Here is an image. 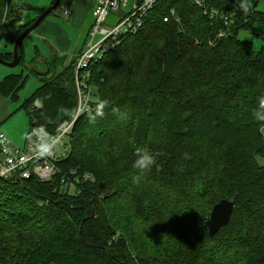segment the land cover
Returning <instances> with one entry per match:
<instances>
[{"label":"trees","instance_id":"1","mask_svg":"<svg viewBox=\"0 0 264 264\" xmlns=\"http://www.w3.org/2000/svg\"><path fill=\"white\" fill-rule=\"evenodd\" d=\"M196 2L158 0L138 32L105 43L79 74L81 56L61 71L58 58L48 61L43 85L21 105L27 144L36 131L75 122L51 181L0 178V264H264V120L254 115L264 45L256 51L240 37L264 30V12ZM24 9L32 7L0 0V40L15 27L11 46L35 21L23 23ZM20 54L24 65L23 45ZM26 80L6 77L0 93L18 101ZM78 86L92 98L77 116ZM137 148L155 154L158 169L140 175ZM222 200L234 211L212 237L206 222ZM164 206L180 218L168 240L151 222Z\"/></svg>","mask_w":264,"mask_h":264},{"label":"rangeland","instance_id":"2","mask_svg":"<svg viewBox=\"0 0 264 264\" xmlns=\"http://www.w3.org/2000/svg\"><path fill=\"white\" fill-rule=\"evenodd\" d=\"M55 0H11L12 4L17 6H31L32 9L20 10V14L23 18V23H28L32 19H37L44 11L52 6ZM128 4L126 7H122L117 11L111 12V15L106 20L104 27L108 30L113 29L119 24L124 15L129 14L136 4L137 0H127ZM239 4L245 5L248 4L251 8L255 9L257 12H264V0H237ZM67 8H63L62 4L55 11V15H50L48 18L51 21L56 22L60 27H66L68 30L69 36L75 40L73 43L74 49L76 47L83 48V45L87 42L88 45L85 48V51L88 49L90 42L96 43L101 38H104L103 35H97L95 38H92L91 31L95 22L93 14L87 15L86 19H83L84 22L82 25L74 27L66 24V17H64L63 12ZM54 12V13H55ZM91 26V27H90ZM15 27L9 25L4 35L0 40V53H11L13 52V46H11V35L15 34ZM36 32V33H35ZM257 32V33H256ZM256 33V34H255ZM264 30L261 27H256L254 33L241 32L240 37L243 40H248L253 42L254 49L260 51L264 45V40L260 38V34H263ZM252 37V35H254ZM39 32L34 31L33 34H30L24 41L23 46H25L26 58L27 60L24 63V66L20 65L15 68H9L3 64H0V82L3 81L4 77L7 76L6 73L10 74H21L24 73L27 80L24 87L20 90L18 101H8L5 105L0 107V113L4 115L3 121L0 124V129L7 135V137L13 142V144L20 149L26 148L27 137L30 131V120L26 112L21 109L22 103L29 98L37 89H39L43 82L37 74V71L34 70L33 66L30 65V60L35 56V51L33 49L34 45H39L42 51V56L48 59L49 51L46 43L40 38ZM52 39V37L50 38ZM84 51V52H85ZM52 52V51H51ZM50 57V56H49ZM71 55L66 54V61L64 66H67L70 63ZM38 72H45L42 64H36ZM63 67L59 69L61 71ZM3 79V80H2ZM96 93L95 89L92 88V95ZM92 98V97H90ZM80 104V98H78ZM79 107V105H78ZM100 128L98 126H93L91 133L98 134ZM16 146V147H17ZM163 213L162 217L157 220H151L152 223L159 226L160 231L163 236L168 240L175 235L174 225L178 224L180 218L178 216L177 220L176 215L172 212L173 208L166 209L165 206L160 209ZM154 214L157 216L158 210L154 208Z\"/></svg>","mask_w":264,"mask_h":264},{"label":"built area","instance_id":"3","mask_svg":"<svg viewBox=\"0 0 264 264\" xmlns=\"http://www.w3.org/2000/svg\"><path fill=\"white\" fill-rule=\"evenodd\" d=\"M157 1L158 0H137L134 9L129 14L124 15L117 26L108 30L104 25L111 15V12L126 7L128 1L99 0L93 12L95 22L91 31V36L95 38L99 34L103 35L104 38H101L96 43L90 42L88 49L81 55L77 63V74L87 69L93 60L103 56L105 43L117 41L122 34L138 32L143 25L144 17L154 7ZM196 3L199 6L203 4L202 0H197ZM69 13V9L64 11L65 15ZM82 78L85 80L84 76ZM78 96L80 98V104L77 116L88 107L90 93H86L85 90L81 89V86H78ZM74 122L75 121L62 123L55 133H49L44 130L36 131L34 137L27 144L25 149L16 147L7 135L0 130V178L20 176L21 178L27 179L35 176L43 182L51 181L57 172L55 162L66 155L64 143H66V139L71 132ZM37 134H40V138L50 137L58 139L54 154H37L34 151L33 142L37 139Z\"/></svg>","mask_w":264,"mask_h":264},{"label":"crops","instance_id":"4","mask_svg":"<svg viewBox=\"0 0 264 264\" xmlns=\"http://www.w3.org/2000/svg\"><path fill=\"white\" fill-rule=\"evenodd\" d=\"M98 1L99 0H71V4H70V8H69L70 13L68 15H65L63 12L64 17H66L65 18L66 24H68L70 26H74V27L82 25L84 22L83 19H86L87 15L93 14V12H94L97 4H98ZM55 14H56V12L52 13L51 15H55ZM33 20H36V18L32 19L31 21H33ZM31 21H29L28 23H30ZM91 26H93V25H91ZM36 31L39 32V35L41 36L40 38L44 41V43H46L48 51H49L48 59H46V57L42 56V51H41L40 46L34 45V47H33L34 51L37 48L40 52L41 57L39 59L45 58L46 60L49 61L50 59L54 60L55 58H58L60 60L58 63H61V65H58V64L55 65L54 64L53 71L59 70L61 67L64 66V64H65L64 62L66 61L65 59H66L67 53L69 55H71V59H70L71 61L68 64V65H70L73 60H76L78 56H81V54L84 53L85 48L88 45V43L86 42L85 45H83V48L76 47L74 49L73 43L75 42V40L69 36L68 30L66 29V27H64V26L60 27L56 22L51 21L49 18H47L46 21L44 20L42 22V24L37 28ZM15 34H16V32H15ZM51 37H52V39H50ZM24 48H25V46H24ZM25 53H26V51H25ZM38 64L43 65L44 71L47 70V67L44 64L43 60L41 62L37 63V65ZM36 68H37V66H36ZM6 74H7L6 77H8L10 75H19V74L8 75L9 73H6ZM21 74H23L25 76L24 73H21ZM6 77H4L3 79H5ZM7 100L11 101V99L9 97L0 93V107L5 105L7 103ZM3 118H4V115L0 113V124L3 121ZM26 145H27V142H26ZM18 148H20V147H18Z\"/></svg>","mask_w":264,"mask_h":264},{"label":"water","instance_id":"5","mask_svg":"<svg viewBox=\"0 0 264 264\" xmlns=\"http://www.w3.org/2000/svg\"><path fill=\"white\" fill-rule=\"evenodd\" d=\"M62 0H55L54 3L50 8H48L46 11H44L35 21L33 24H31L23 33H21L18 38L15 41L13 52H12V60L7 61L0 57V64H3L9 68H15L17 66H20V63L22 61V55L20 54V49L22 45L24 44V41L26 38L32 34L34 31L37 30V28L42 24L44 20H46L52 13H54L57 8L61 5ZM44 61V64L47 67V70L45 72H38L35 63H39L41 61ZM27 60H25L26 62ZM33 62V64H31ZM30 65L33 66L34 70L37 71L38 76L41 78H44L48 76L50 72V65L48 63V60L40 59L36 60V55L30 60ZM24 66V65H22ZM235 204L233 201L230 200H222L219 203H217L210 214L209 219L206 222V227L209 230L210 236H215L222 228H224L231 220L233 211H234Z\"/></svg>","mask_w":264,"mask_h":264},{"label":"clouds","instance_id":"6","mask_svg":"<svg viewBox=\"0 0 264 264\" xmlns=\"http://www.w3.org/2000/svg\"><path fill=\"white\" fill-rule=\"evenodd\" d=\"M107 102L103 101L97 108L96 116L102 117L104 115L103 109ZM255 117L259 120H264V98L260 99L259 110L254 113ZM58 143V139L44 137L40 138V134H37V139L33 142L34 151L39 153H44L45 155L54 154V149ZM153 167L158 169V164L155 154L145 148L136 149V159L133 164V168L138 170L140 175L150 173ZM140 176H137L138 180Z\"/></svg>","mask_w":264,"mask_h":264}]
</instances>
